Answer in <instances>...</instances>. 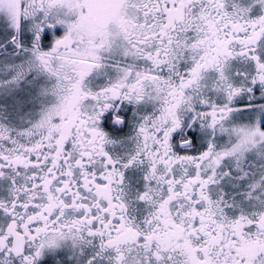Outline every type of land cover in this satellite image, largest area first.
I'll return each mask as SVG.
<instances>
[{
	"label": "snow or ice",
	"instance_id": "6c2138e0",
	"mask_svg": "<svg viewBox=\"0 0 264 264\" xmlns=\"http://www.w3.org/2000/svg\"><path fill=\"white\" fill-rule=\"evenodd\" d=\"M0 264H264V0H0Z\"/></svg>",
	"mask_w": 264,
	"mask_h": 264
}]
</instances>
